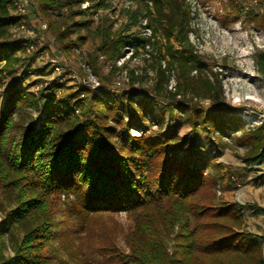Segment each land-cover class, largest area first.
I'll return each mask as SVG.
<instances>
[{
  "label": "trees",
  "instance_id": "trees-1",
  "mask_svg": "<svg viewBox=\"0 0 264 264\" xmlns=\"http://www.w3.org/2000/svg\"><path fill=\"white\" fill-rule=\"evenodd\" d=\"M82 1H30L33 13L46 20V30L52 32L64 55L84 42L81 29L99 37L95 50L109 62L111 72L117 69L116 60L124 56V46L137 52L152 43L156 32L185 49L174 55L171 44L166 46L171 58L166 67L156 61L157 80L149 92L124 91L129 112L136 113L133 118L125 116L122 101L116 105L102 93L105 101L88 86L56 95L53 83L36 93L13 89L7 94L0 108V264H89L90 260L102 264H264L259 242L264 235L244 229L239 208L215 200L220 166L191 165L179 155L201 147L194 140L193 130L198 127L218 141L240 131L233 138L246 146L245 164L263 157L264 149L263 126L244 127L242 117L223 108L220 79L191 73L195 64L201 67L204 61L188 41L187 2L130 0L136 6L126 10L115 32L106 16L92 26V14L111 7L109 0H88L83 8ZM149 1L154 16L143 27L152 28L153 36L133 40L125 32L147 21ZM220 1L234 17L243 15L245 21L264 30V0H255L245 11L237 0ZM12 3L0 0V83L4 72L17 62L9 40L19 17L13 14ZM62 11L65 14L58 20L51 18ZM76 15L84 17L66 22ZM71 32L76 33L74 39ZM173 64L177 73L171 90L166 87V71ZM255 67L264 79V52L256 54ZM194 98L210 102L203 106ZM161 101L170 114L182 113L191 125L189 135L163 129ZM132 128L140 133L132 134ZM61 201L84 227L85 236L93 235L87 254L71 248L77 237L63 228L66 221L57 215ZM116 211H124L130 221L123 231V247L102 221L98 228L92 224L95 218Z\"/></svg>",
  "mask_w": 264,
  "mask_h": 264
},
{
  "label": "rangeland",
  "instance_id": "rangeland-1",
  "mask_svg": "<svg viewBox=\"0 0 264 264\" xmlns=\"http://www.w3.org/2000/svg\"><path fill=\"white\" fill-rule=\"evenodd\" d=\"M20 1L25 4L27 13L19 12L13 0L12 12L19 17L10 29L9 40L14 43L17 62L2 75L0 108L7 94L13 89H24L36 93L42 87L54 83L57 85L56 95L63 91H75L82 86H88L105 101L107 98L104 95H107L116 105L122 101L125 116L133 118L136 113L129 112L124 91L138 89L141 93L149 92L157 80L154 69L156 61H160L161 66L166 67L171 58L166 46L171 44L172 49L176 50L173 51L174 55L185 49L184 45H180L173 38L168 43L158 32L153 36L152 28L143 27L146 26V22H149V17L154 16L152 4L149 1L151 14L147 21H142V26L139 23L131 26L125 33L129 34L133 40L141 36H153L152 43L145 48H139L137 52H133L129 45L124 46L122 48L124 56L116 60L117 69L111 72L109 62L104 61L103 56L95 50L99 37L94 33H87L85 29L80 31L84 42L77 44L66 55L60 52L58 43L50 30L34 38L28 37L19 28L20 23L31 27L46 20L33 13L31 0ZM109 1L111 7L95 11L98 13V18L94 19L92 26H96L98 20L106 16L113 21L111 29L116 32L125 20L126 10L134 9L136 3L130 0ZM254 1L237 0L242 5V11H245ZM88 2L83 0L80 6L83 8L88 5ZM185 2L190 8L188 41L193 53L204 61L201 67L193 63L196 70H192L191 73H201L210 78L217 76L224 91L223 108H226L229 114L235 113L242 117L241 124L244 127L263 126L264 132V79L255 67L256 54L264 52V30L245 21L243 15L234 17L233 13L222 8L220 0H185ZM64 14L65 11L60 12L59 15L53 13L51 18L56 21ZM81 17L84 16L76 15L73 19H67L66 22L70 23ZM70 37L74 39L76 33L71 32ZM36 38L41 40L42 44L34 43V49L27 50L28 45ZM186 47L189 46L186 45ZM166 73L168 74L166 87L174 90L176 65L173 64ZM207 100L210 102L208 98H194V101H198L203 106L209 104L206 103ZM158 108L164 113L163 129L167 127L170 132L189 135L191 125L181 112L175 111L170 114L162 101L158 102ZM193 132L195 142L201 147L196 151H180L179 155L191 165L201 162L219 165L221 179L217 182L215 200L239 208L244 220V229L258 236L264 235V149L261 151L263 157L256 156L250 164H245L242 155L246 146L238 145L233 138V134L238 135L240 131L230 136L225 135L220 141L204 128L198 127ZM131 133L137 135L140 132L137 128H132ZM262 142L264 143V134ZM245 204L251 206L246 207ZM2 213L0 208V219ZM57 215H61V218L66 221L62 225L63 228L77 237L72 239L73 251L78 254L82 250L84 254H87V246L93 240V235L85 236L84 227L68 212L62 201ZM100 221L112 233L116 244L123 247V231L130 222L127 214L124 211L104 214L94 219L92 224L95 228H98ZM259 242L264 252V239L259 238ZM89 264L102 263L90 260Z\"/></svg>",
  "mask_w": 264,
  "mask_h": 264
},
{
  "label": "built area",
  "instance_id": "built-area-1",
  "mask_svg": "<svg viewBox=\"0 0 264 264\" xmlns=\"http://www.w3.org/2000/svg\"><path fill=\"white\" fill-rule=\"evenodd\" d=\"M15 5L17 6V9L19 12H21L22 14H26L27 13V9L25 7V4H23L20 0H14ZM92 17L94 19L98 18V13L94 12L92 14ZM19 28L21 29V31L25 34H27L28 37L30 38H34L36 36H38L39 34H42L44 31H46L47 29V24L44 21H40L38 25L35 26H31V27H27L24 23H20ZM34 43L36 44H42L41 40H38V38H36L34 40L33 43H30V45H28L27 50L29 49H34ZM206 103H209L208 100L206 101Z\"/></svg>",
  "mask_w": 264,
  "mask_h": 264
}]
</instances>
